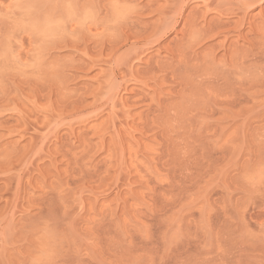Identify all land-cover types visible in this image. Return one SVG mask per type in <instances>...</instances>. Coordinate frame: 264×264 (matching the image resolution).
<instances>
[{
    "label": "rangeland",
    "instance_id": "1",
    "mask_svg": "<svg viewBox=\"0 0 264 264\" xmlns=\"http://www.w3.org/2000/svg\"><path fill=\"white\" fill-rule=\"evenodd\" d=\"M0 264H264V0H0Z\"/></svg>",
    "mask_w": 264,
    "mask_h": 264
}]
</instances>
